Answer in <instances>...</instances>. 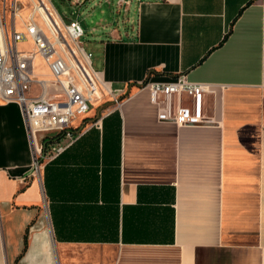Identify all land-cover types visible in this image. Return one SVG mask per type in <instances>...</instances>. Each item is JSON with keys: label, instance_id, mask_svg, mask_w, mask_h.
Returning a JSON list of instances; mask_svg holds the SVG:
<instances>
[{"label": "crops", "instance_id": "0c3cea01", "mask_svg": "<svg viewBox=\"0 0 264 264\" xmlns=\"http://www.w3.org/2000/svg\"><path fill=\"white\" fill-rule=\"evenodd\" d=\"M127 4L93 62L109 99L38 171L0 100V264H264V0ZM181 73L209 86L182 101L200 123L161 120L145 86Z\"/></svg>", "mask_w": 264, "mask_h": 264}, {"label": "built area", "instance_id": "2783aa9c", "mask_svg": "<svg viewBox=\"0 0 264 264\" xmlns=\"http://www.w3.org/2000/svg\"><path fill=\"white\" fill-rule=\"evenodd\" d=\"M42 1L53 16L50 2L38 0V4ZM6 2L7 0H0V6H6ZM121 2L127 3V0ZM11 4L16 7L18 0H11ZM18 17L14 8V18L8 29L6 18L0 12V100L20 105L34 144L37 158L35 171H38L45 160L66 148L65 144L58 141L54 145L52 139L60 134L70 139L68 143L76 139L79 132L75 131L77 128L74 127V122L84 116L96 100L101 98L100 93H112V90L103 83L100 72L94 68L93 54L83 47L81 38L85 31L78 20L72 19L64 24L66 34L76 44L73 47L68 42L59 41L60 48L67 55L65 58L59 55L57 46L51 47L46 35L40 31L35 14L25 22V31L17 29ZM55 22L61 29L57 19ZM50 30L54 35L58 33L56 37H60V32L54 25ZM29 39H32L34 49L21 51L19 43ZM37 55L44 58L55 77L56 85L64 90V97L52 98L43 79L36 81L41 87L40 93L31 94L35 82L33 72ZM145 86L150 89L152 102L158 105L161 120H173L178 124H196L203 120L183 106L182 101L184 97L191 98V101H200L209 92L207 84L191 81L187 74L181 73L168 81H148ZM49 139V144L54 147L49 154L43 155L42 142Z\"/></svg>", "mask_w": 264, "mask_h": 264}, {"label": "rangeland", "instance_id": "374dc122", "mask_svg": "<svg viewBox=\"0 0 264 264\" xmlns=\"http://www.w3.org/2000/svg\"><path fill=\"white\" fill-rule=\"evenodd\" d=\"M48 1L51 4L50 9L51 12L53 13V17L55 19L58 18L59 20L58 22L61 27V29L59 28L60 37H56L58 36V33L57 35H54L52 33V31L50 30V27L52 26L51 23L48 24L49 23L48 19L43 15V13L41 14L36 9V6L39 5L38 0H18V4L16 7L15 4H11V0H7L6 6H2L1 4L0 12L6 18L8 29L10 27V23L14 18V8L17 11V15L19 16L16 20V24L20 28L21 27L25 28V22L28 21L29 17L32 14H35L39 27L43 29L46 36L55 44V47L57 46L59 55H62L65 58L67 57V55L60 48L59 41L68 42L71 46L76 47V44L73 43L66 34L64 27V24H67L70 20L76 19L81 23L85 31V34L81 38V42L83 44V47L87 51L93 54L92 61L96 63L98 58L97 41L99 40V37L101 35L108 33L112 28H120L124 30L125 19L131 17L132 15L131 12L126 9L128 8L127 6L128 4L126 2H122L121 4H119V0H83L82 4L80 5L74 4L73 2L75 0H48ZM18 46L21 49H31L33 47V42L31 40H28L26 42L19 43ZM46 67L48 69V72L44 67V65L41 64L39 66V70L37 73V65H36L33 73V75H35L34 77L35 82L32 88L33 90L32 92L35 93L39 91L40 88L38 87V83L36 81L40 78H43V80L46 81V85L52 94H59L64 96V90L56 85L55 77L53 76L47 63H46ZM108 99L109 96H106L105 92H103L101 94V98L96 100V102L104 101V100L106 101ZM73 131L74 130H71V132ZM60 135L61 137L52 139V142H55V144L54 143L51 144L56 145V142L57 141L60 142L62 138H64L62 141L65 140V143L62 144L66 145L68 143L67 141L68 140L70 141V139L64 137L65 136L64 134H60ZM50 140L51 139L42 142L43 155L49 154L50 151H52L51 150L52 147H54L53 145L51 146L49 144Z\"/></svg>", "mask_w": 264, "mask_h": 264}, {"label": "bare ground", "instance_id": "6f19581e", "mask_svg": "<svg viewBox=\"0 0 264 264\" xmlns=\"http://www.w3.org/2000/svg\"><path fill=\"white\" fill-rule=\"evenodd\" d=\"M51 7V6H50ZM36 9L42 14L43 13V15L48 19V21H49V23L48 24H50L51 23V25L53 26H55L56 27V29L59 31V27L57 26V24H56V22H55V19H54V17L51 15V13L49 12V8H47L46 6H45V3L42 1L41 2V4H39L38 6H36ZM56 17V16H55ZM57 20H58V18H56ZM59 21V20H58ZM40 31L41 32H43L44 34H45V32L43 31V29L40 27ZM46 35V34H45ZM47 37V36H46ZM47 39H48V41H49V44L51 45V47L53 46L54 48H55V44L47 37ZM35 67H36V65H35ZM35 67H34V69H35ZM34 73V72H33ZM101 94L102 93H100V97H101Z\"/></svg>", "mask_w": 264, "mask_h": 264}, {"label": "trees", "instance_id": "16d2710c", "mask_svg": "<svg viewBox=\"0 0 264 264\" xmlns=\"http://www.w3.org/2000/svg\"><path fill=\"white\" fill-rule=\"evenodd\" d=\"M59 137H61V135H59L58 137H56V138H59ZM26 240H27V238H26Z\"/></svg>", "mask_w": 264, "mask_h": 264}]
</instances>
